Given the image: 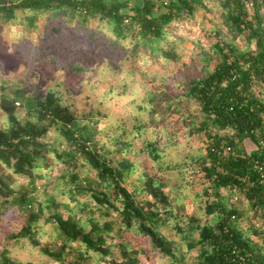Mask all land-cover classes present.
<instances>
[{
	"label": "trees",
	"instance_id": "obj_1",
	"mask_svg": "<svg viewBox=\"0 0 264 264\" xmlns=\"http://www.w3.org/2000/svg\"><path fill=\"white\" fill-rule=\"evenodd\" d=\"M250 6L251 13L243 0H140L130 4L127 0H0V27L15 18L20 22L17 11L28 12L23 20L30 27L47 11L69 19L106 22L113 35L107 44L111 50L104 47L110 56L113 47L124 41L133 57L143 55L141 60L174 59L177 45L190 40L196 50L181 71L183 86L174 90L152 86L146 103L138 105L147 117L134 123L132 137H138L141 127L147 130L143 148L158 162V169L171 166L168 162L162 165L164 156L179 146L181 138L188 140L197 134L207 140L205 154L184 162L183 172L191 180L202 174L204 185L201 193L196 192L202 201V215L184 218L176 214L171 198L159 184L143 182L138 175L140 184L127 188L126 183L134 180L130 177L136 164L129 157L113 159L107 153L122 152L133 142L115 135L100 143L96 138L98 115L88 119L77 114L53 90L38 98L35 105L26 100L25 116L15 114L13 106L5 105L4 109L1 100L8 123L0 126V191L5 194L0 198V215L9 201L19 205L22 225L18 235L36 232L44 208L40 203L37 206L22 186H12L15 178L5 169L24 175L36 186L38 161L52 153L69 165V173L59 175L67 188L60 190L61 196L50 191L45 197L47 216L61 240L58 248L44 247L53 258L63 259L66 246L78 250L81 257L76 262L69 260L70 264H87L83 257L91 249L98 255L110 253L111 258L116 241L105 243L107 234L113 232L122 247L126 241L123 236L133 235L152 246L153 255L169 256L171 264H189L185 255L178 253L179 240L163 231L169 227L188 240L186 251L192 246L198 249L194 264H264V0H252ZM196 9L212 15L213 24L206 27V35L200 34ZM53 29L58 30L56 26ZM243 34L246 44L241 48L236 40ZM212 35L216 38L206 41ZM183 108L185 112L171 119L175 110ZM180 121L188 128L176 132ZM51 128L55 134L48 140ZM87 165L95 170V177L85 186L79 169ZM146 189H150L152 199L138 197ZM85 195L95 201L103 215L117 216L114 226L109 219L100 222L93 215L96 208L90 206L89 199H81ZM156 195H161L163 208H159ZM243 206L251 209L255 220L239 227L236 222ZM124 248L127 258L120 262L112 259L113 264L143 262L139 249L130 247V253ZM6 250L0 253V264H45L32 260L19 263Z\"/></svg>",
	"mask_w": 264,
	"mask_h": 264
},
{
	"label": "rangeland",
	"instance_id": "obj_2",
	"mask_svg": "<svg viewBox=\"0 0 264 264\" xmlns=\"http://www.w3.org/2000/svg\"><path fill=\"white\" fill-rule=\"evenodd\" d=\"M130 4V3H129ZM249 7L251 13L252 7ZM195 14L201 19L199 31L201 35L208 34L206 27L213 24L212 15L202 9H196ZM28 12L17 11V19L6 23H1L0 27V126L7 122V112L5 105L13 106V111L18 116L27 115L25 101L35 105L38 98L44 97L48 90H53L64 103H67L77 114H85L86 118L91 115L100 117V130L96 133V138L100 143L112 140L115 135H122L123 138L133 142L130 148L119 152L118 150L108 152L107 156L118 159L122 156L129 157L136 164L135 171L131 174L132 182L128 181L126 186L130 189L135 183L140 184L137 176L144 178L143 182L151 181L152 184H159V188L171 198V203L178 216L188 218L189 216L200 217L203 207L202 201L196 197V192L201 193L202 174L194 180L188 176L184 177L186 166L184 162L191 160L198 154H205L207 140L205 135L192 134L186 140L181 138L179 146L169 150L164 156L162 165L168 162L169 168L158 169V162L153 161L143 148V137L147 130L140 128L138 137L133 138L136 132L134 123L147 117L146 112L139 108V104L146 103V97L152 86L161 88L169 86L171 90L180 89L182 85L181 71L185 64L194 56L196 47L190 40L178 44L176 48L177 56L174 59H151L141 60L142 54L133 57L126 42H121L114 46L113 55L106 54L104 47H107L109 38H112L111 30L106 22H99L98 19L82 21L76 18L69 19L65 16L52 13H40L34 27L27 25L24 14ZM24 22V23H22ZM54 26L58 30H54ZM197 30L192 31L196 33ZM214 35L206 37V41L213 40ZM236 43L243 48L246 44V37L243 34L236 40ZM109 51L110 47H107ZM79 55H85L82 58ZM81 66V69L77 67ZM264 96V88L262 89ZM3 100V107L1 105ZM183 106V105H182ZM100 110L99 114L97 110ZM199 114L202 112L196 110ZM185 109L174 111L171 119H175ZM190 119V118H189ZM188 119V120H189ZM179 130L182 132L188 125L179 122ZM171 128V127H170ZM54 131L51 128L47 133L50 140ZM55 134V133H54ZM114 143L109 144L111 148ZM251 147H255L251 144ZM39 166L36 167V186L28 181L24 175H17L5 171L15 178L12 186L18 188L22 186L27 193L33 195V202L44 208L43 215L39 218L36 232L30 235H18L21 230L19 219V205L9 201L5 206V211L0 215V253L7 248L9 257L22 263L26 260L44 262L45 264H70L69 260L75 262L81 260L78 250H71L66 246L65 257L55 259L50 256L44 247L58 248L61 240L57 237V230L53 222L48 218V207L45 197L50 191L61 196V189H66L62 181L61 173H69V165L58 159L54 154H48L46 159H40ZM84 173L83 184L86 186L95 177V170L85 166L79 169ZM95 182H92L94 185ZM100 188V184H95ZM5 194L0 191V198ZM140 198H153L150 189H146L138 194ZM158 198L159 208L164 207L161 195ZM66 199V198H65ZM82 200L89 199L90 206L97 207L95 201L85 195ZM67 200V199H66ZM40 203V204H38ZM243 213L236 225L245 227L250 222H254L251 217V209L246 210L243 206ZM66 209L62 212L66 214ZM77 212L78 209L76 208ZM93 215L100 219V222L109 219L111 225L117 216L112 213L103 215L102 211L95 209ZM204 218L201 220L203 221ZM172 238L179 240L178 253L185 255L189 264H194L192 259L198 253V249L192 246L188 251V240L181 239L174 230L169 227L163 228ZM11 233L13 235H11ZM113 232L107 234L108 245L111 239L116 241L113 246V257L109 254L98 255L95 250L89 251L88 256L83 257L87 264H113L112 259L120 262L127 258L128 252L123 247H128V251L139 249L140 264H171L172 259L166 255H153L155 249L143 241H137L133 235L125 238V245L118 237L112 236ZM197 236V234H196ZM256 237V236H255ZM69 242L68 240H66ZM75 244H79L75 242ZM131 248H130V247ZM61 264V263H60Z\"/></svg>",
	"mask_w": 264,
	"mask_h": 264
},
{
	"label": "built area",
	"instance_id": "obj_3",
	"mask_svg": "<svg viewBox=\"0 0 264 264\" xmlns=\"http://www.w3.org/2000/svg\"><path fill=\"white\" fill-rule=\"evenodd\" d=\"M243 2L247 5L250 6L252 4V0H243Z\"/></svg>",
	"mask_w": 264,
	"mask_h": 264
},
{
	"label": "crops",
	"instance_id": "obj_4",
	"mask_svg": "<svg viewBox=\"0 0 264 264\" xmlns=\"http://www.w3.org/2000/svg\"><path fill=\"white\" fill-rule=\"evenodd\" d=\"M129 3L140 2V0H127Z\"/></svg>",
	"mask_w": 264,
	"mask_h": 264
}]
</instances>
